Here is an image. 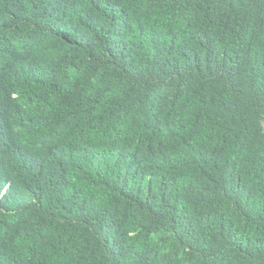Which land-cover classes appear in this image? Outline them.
Returning a JSON list of instances; mask_svg holds the SVG:
<instances>
[{"label": "trees", "instance_id": "1", "mask_svg": "<svg viewBox=\"0 0 264 264\" xmlns=\"http://www.w3.org/2000/svg\"><path fill=\"white\" fill-rule=\"evenodd\" d=\"M0 264H264V0H0Z\"/></svg>", "mask_w": 264, "mask_h": 264}]
</instances>
